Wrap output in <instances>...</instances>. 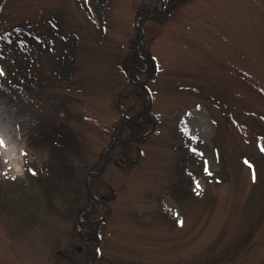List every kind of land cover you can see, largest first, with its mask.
Segmentation results:
<instances>
[{
    "label": "rangeland",
    "instance_id": "rangeland-1",
    "mask_svg": "<svg viewBox=\"0 0 264 264\" xmlns=\"http://www.w3.org/2000/svg\"><path fill=\"white\" fill-rule=\"evenodd\" d=\"M49 21L65 81L16 32ZM0 105V264H264V0H0ZM58 126L71 177L38 183Z\"/></svg>",
    "mask_w": 264,
    "mask_h": 264
},
{
    "label": "trees",
    "instance_id": "trees-1",
    "mask_svg": "<svg viewBox=\"0 0 264 264\" xmlns=\"http://www.w3.org/2000/svg\"><path fill=\"white\" fill-rule=\"evenodd\" d=\"M55 30L56 25L49 21L41 32L33 31L32 28H24L21 32L18 30L16 32L17 34H21V37L27 42L30 63H32L33 59L43 54L52 55V62L59 65V69H55L59 72L60 81H65L67 78H71L74 71L77 42L71 36L61 35L60 37L58 31ZM27 61L21 56L12 59L7 64L6 80L15 88H31L33 92V87L38 85V76L36 69L30 67L32 66L30 63L24 65ZM44 95L49 96L47 94ZM48 140L50 151L47 161L40 167L34 168L31 165L26 167L28 168V173L38 183H42L43 180L57 182V180L63 178H70L72 165L68 161L69 155L73 156L77 154L76 140L71 133L66 132L61 126L57 127L56 131L52 133V137L48 138Z\"/></svg>",
    "mask_w": 264,
    "mask_h": 264
},
{
    "label": "bare ground",
    "instance_id": "bare-ground-1",
    "mask_svg": "<svg viewBox=\"0 0 264 264\" xmlns=\"http://www.w3.org/2000/svg\"><path fill=\"white\" fill-rule=\"evenodd\" d=\"M4 117L0 118V158L4 157V162L16 161L14 154H16L17 145L14 143V133L13 128L16 126V122L12 119L10 112L4 109ZM11 144L10 148L6 150H1L2 147ZM6 151V152H5ZM5 154H12L10 158H7Z\"/></svg>",
    "mask_w": 264,
    "mask_h": 264
},
{
    "label": "water",
    "instance_id": "water-1",
    "mask_svg": "<svg viewBox=\"0 0 264 264\" xmlns=\"http://www.w3.org/2000/svg\"><path fill=\"white\" fill-rule=\"evenodd\" d=\"M149 12H151V11H149Z\"/></svg>",
    "mask_w": 264,
    "mask_h": 264
}]
</instances>
